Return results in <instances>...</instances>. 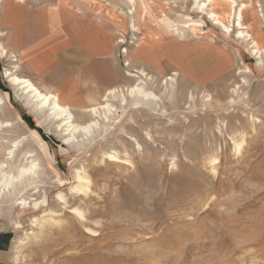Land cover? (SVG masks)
<instances>
[{"label": "rangeland", "instance_id": "rangeland-1", "mask_svg": "<svg viewBox=\"0 0 264 264\" xmlns=\"http://www.w3.org/2000/svg\"><path fill=\"white\" fill-rule=\"evenodd\" d=\"M252 1L256 17L245 15V27L260 37L261 26L264 44V0ZM148 2L153 16L143 0H1L0 42L16 56L0 57V121L12 123L0 138L7 147L36 131L16 153L36 154L44 183L29 196L47 202H1L0 264H264V53H251L223 6ZM24 6L44 28L82 35L86 50L99 51L98 70L79 83L87 99L38 84L7 45L6 27L17 37ZM6 69L57 92L80 122L110 88L143 85L157 98L134 105L111 96L108 131L71 146ZM79 169L91 180L80 194L70 190Z\"/></svg>", "mask_w": 264, "mask_h": 264}, {"label": "bare ground", "instance_id": "bare-ground-1", "mask_svg": "<svg viewBox=\"0 0 264 264\" xmlns=\"http://www.w3.org/2000/svg\"><path fill=\"white\" fill-rule=\"evenodd\" d=\"M148 1L149 0H143L145 9L142 11L145 14H151L153 16V12L151 11L152 6L149 5ZM197 1V9H199L201 12H206V8L212 4L213 7L223 6L222 11L220 10L223 15L231 16L234 13L237 16L236 26L239 28V38L248 44V48H250L252 54L260 57L264 53V44L261 41V38H263L262 28L259 26L260 23H258L260 19L257 18L258 21L256 23L259 26L257 34L260 37H256L246 29L249 27H245V15L254 18V15L256 14L255 6L253 5L252 0H241L240 3L238 0H210L209 3L207 0ZM207 13L220 22L222 24L221 26H224V28L228 27L219 20L220 16H217L216 12L214 13L212 11H207ZM2 35H4L3 32ZM9 52L14 57L16 56L12 51H9L3 43L0 42V57H6L8 54H10ZM5 74L8 77L10 83L18 90H21L26 98H28L30 102L33 103L32 105L35 106L34 111H39L48 118L57 122L56 130L63 137L64 143L71 146L73 144L77 146L79 144L82 145L86 141L90 142L95 139V136L101 135L103 132L105 133L108 131V129L111 127V120L114 119V107L109 102L111 96H120V101L123 104H126L127 96H131L134 98V105L140 104L143 100H148L149 102V100L154 101L156 100L155 98H157L156 94L147 90L143 85L129 86L126 89L110 88L103 95L101 103L84 108V112L89 113L91 119L86 122H80L77 120L76 115L74 114L75 112L73 113L71 107L61 102L60 95L57 92L45 90L42 86H38L31 78L21 76L18 73L13 72L11 69H6ZM168 79L174 80V77L169 76ZM4 102L5 101L3 100V97L0 95V107L4 104ZM11 127L12 123H10V121H0V131ZM30 134L36 135L37 133L36 131L31 130ZM30 134L22 135L21 137L11 140V143L7 147L5 146L4 141L0 138V210L2 206L1 202L5 200L8 202L10 209L15 207L16 204L24 208L31 206L37 208L42 204H46L47 202L46 197L43 200H33L29 196L30 191H38L41 184L44 183L39 179L40 174H42V167L36 157V154L32 150H25L20 156L16 153L21 147V143L26 140V138L31 136ZM137 144L140 145V143ZM236 146L241 145L238 142L236 143ZM3 152L5 153L4 159H1ZM106 155L110 161L120 160V157L116 153L110 152ZM81 170H77V184L70 188L71 192L79 194L83 192L86 193L90 188L89 184L91 180L88 178L86 173L82 172ZM60 184H64L63 180L61 179ZM58 198L63 199V194L59 193ZM75 211L78 213V215L84 217L83 211L78 208H76Z\"/></svg>", "mask_w": 264, "mask_h": 264}, {"label": "crops", "instance_id": "crops-1", "mask_svg": "<svg viewBox=\"0 0 264 264\" xmlns=\"http://www.w3.org/2000/svg\"><path fill=\"white\" fill-rule=\"evenodd\" d=\"M24 7V15L18 22L20 28L17 37L11 34L13 27L5 25L9 30L7 45L18 54L21 63L38 84L52 90L66 88L71 91L72 101L76 100L75 97L87 99V91L81 90L83 86L79 83L80 80L92 77L94 69L98 70L99 65L94 61L101 55L99 51L86 50L82 44V35L79 39H72L65 32L44 28L45 23H42L35 11L32 14L33 10ZM45 42L49 48L45 57L31 54L34 46L41 48Z\"/></svg>", "mask_w": 264, "mask_h": 264}]
</instances>
